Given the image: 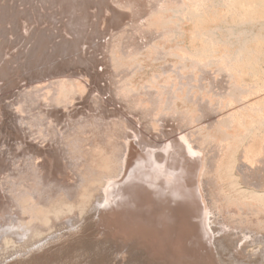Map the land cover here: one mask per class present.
Wrapping results in <instances>:
<instances>
[{
    "label": "rangeland",
    "instance_id": "374dc122",
    "mask_svg": "<svg viewBox=\"0 0 264 264\" xmlns=\"http://www.w3.org/2000/svg\"><path fill=\"white\" fill-rule=\"evenodd\" d=\"M167 6L0 0V264H264V204L219 177L264 191V16L218 5L202 61Z\"/></svg>",
    "mask_w": 264,
    "mask_h": 264
},
{
    "label": "bare ground",
    "instance_id": "6f19581e",
    "mask_svg": "<svg viewBox=\"0 0 264 264\" xmlns=\"http://www.w3.org/2000/svg\"><path fill=\"white\" fill-rule=\"evenodd\" d=\"M168 1V0H167ZM64 2V1H63ZM162 2V1H161ZM127 3V2H126ZM165 4V3H164ZM169 4V3H167ZM143 5V4H142ZM170 5V4H169ZM171 7L169 8L168 6L166 7L167 9L169 8V11L171 10L172 11V14H171V11H170V14L171 16L174 18H171V17H167L168 19L166 20V22H170V23H173V31L171 30V32L174 34H178V36L182 37V36H185L187 35V39L188 41L185 40L184 38V42L186 43L184 46L180 47V45H175V50H172V51H179V53H185V55H189V56H193L197 59H206V57H209V56H213L215 55V53L218 51L217 49L221 46L219 43L221 42V37L219 38V36H222L221 34H224L226 32V29L224 28L223 24L222 25H207V20H208V17H211L213 15H215L216 13V7L219 5L221 6H224L226 9L228 7L229 10H231V13H233L234 15H237V20L235 21V26L236 28L243 24L244 22L247 23V22H251L252 20H254L256 18V14L257 13H260L261 16L263 15L264 16V0H171ZM128 6V5H127ZM155 6V5H154ZM162 6V5H161ZM133 7V6H132ZM172 8V9H171ZM240 8H242L240 10ZM162 9V7L160 8ZM165 9V8H164ZM245 9V10H243ZM159 11V10H158ZM244 11V12H243ZM138 12V11H137ZM147 12V11H146ZM237 13V14H236ZM167 14H169L167 12ZM169 15H166V16H170ZM176 14H178V16L180 18H176L177 20L175 21V16ZM217 15V14H216ZM215 15V16H216ZM140 17V16H139ZM163 17V16H162ZM212 17V18H213ZM119 18V17H118ZM211 18V19H212ZM216 18V17H215ZM82 19V18H81ZM173 20V22H172ZM258 20V19H257ZM78 21V20H77ZM225 22V20L223 19L222 22ZM232 21V20H231ZM187 22H191L192 26H186V24L184 23H187ZM263 22V21H261ZM85 23V22H84ZM139 24V23H138ZM145 24V23H144ZM165 24V23H164ZM210 24V23H209ZM262 25V24H261ZM264 26V25H263ZM263 26H260L263 28ZM139 27V26H138ZM161 27V26H160ZM227 27V26H226ZM259 27V28H260ZM169 28V27H168ZM228 28V27H227ZM231 28V26H230ZM235 28V29H236ZM232 29V28H231ZM244 29V28H243ZM242 29V30H243ZM264 29V28H263ZM233 30V29H232ZM239 30V29H238ZM245 30V29H244ZM77 31V30H76ZM224 32V33H222ZM228 32V31H227ZM226 32V33H227ZM233 31H231L232 33ZM246 32V31H245ZM243 31H241V33L238 32V34L236 35V40L237 39L239 40V42H241V45L240 47H238V51L240 52L239 55H242L241 53H243L245 50L247 51V49L245 48V43H246V40L248 37H246V34ZM230 33V31H229ZM227 33V34H229ZM259 33V32H258ZM183 34V35H182ZM226 34V35H227ZM167 35V34H166ZM182 35V36H181ZM215 35H217L215 37ZM224 35V36H226ZM233 35V33H232ZM177 36V37H178ZM228 36V35H227ZM254 36V35H252ZM251 36V40L253 39ZM257 37V35H255ZM166 37V36H165ZM168 37V36H167ZM170 37V36H169ZM175 37V36H174ZM250 37V35H249ZM224 38V37H223ZM232 38L234 37H231V40ZM255 38V37H254ZM261 38V37H260ZM225 40V39H224ZM177 41V40H176ZM181 40H178L177 42H179ZM139 42V41H138ZM150 42V41H149ZM183 42V41H181ZM226 42V41H224ZM228 42V41H227ZM129 43V42H128ZM223 43V41H222ZM231 43V42H230ZM142 44V43H141ZM243 44V45H242ZM182 45V44H181ZM224 45V44H223ZM238 45V44H237ZM186 46V48H185ZM127 47V46H125ZM148 47V46H147ZM160 47V46H159ZM158 47V48H159ZM174 47V46H173ZM184 47V48H183ZM138 48V47H137ZM156 48V47H155ZM168 49V48H167ZM251 49V48H250ZM134 50V49H133ZM217 50V51H216ZM252 50V49H251ZM254 50V49H253ZM125 51V50H124ZM216 51V52H215ZM237 51V50H236ZM238 51H237V55H238ZM243 51V52H242ZM245 51V52H246ZM244 52V53H245ZM253 52V51H252ZM236 53V52H235ZM140 54V53H139ZM224 54V53H223ZM143 55V54H142ZM177 55V53H176ZM227 55V54H226ZM235 54V60H238V57ZM249 55V54H248ZM222 56V54H221ZM250 56V55H249ZM192 57L193 60H196ZM224 57V55H223ZM246 57V56H245ZM184 58V56H183ZM244 58V57H243ZM189 59V58H188ZM187 59V60H188ZM223 59V58H222ZM229 59V58H228ZM201 60H196V62H199ZM215 60V59H214ZM219 61V58L217 59L216 58V61ZM221 60V59H220ZM225 60V59H224ZM203 61V60H202ZM232 61V59H231ZM180 62V61H179ZM242 62V61H241ZM246 62V61H245ZM247 62H248V59H247ZM184 63V62H182ZM211 63V61H210ZM140 64V63H139ZM201 64V63H200ZM212 64V63H211ZM246 64V63H245ZM251 64V63H250ZM253 64V63H252ZM199 65V64H198ZM232 66V65H231ZM250 66V65H249ZM197 69V67H196ZM258 69V67H257ZM254 71V70H253ZM248 72V71H247ZM169 75V74H168ZM123 76V75H122ZM166 76V75H165ZM169 77V76H168ZM174 77V76H173ZM170 78V77H169ZM120 79V78H119ZM151 80V79H150ZM155 81V80H154ZM126 82V81H125ZM67 83V82H66ZM156 83V82H155ZM41 84V83H40ZM120 84V83H119ZM175 84V83H174ZM57 85V84H56ZM60 85V86H59ZM59 87H61L60 89H64L65 90V87L66 85H64V82L61 80L59 81ZM170 85V84H169ZM262 85V84H261ZM156 86V85H155ZM45 87V86H44ZM174 87V86H173ZM135 88V87H134ZM42 89V88H41ZM164 89V88H163ZM67 90V89H66ZM65 90V91H66ZM62 91V90H61ZM164 93V92H163ZM188 95V94H187ZM17 96V95H16ZM120 96V95H119ZM25 97V96H24ZM23 97V98H24ZM54 97V96H53ZM182 97V96H181ZM29 99V98H28ZM50 99V98H49ZM189 100V99H188ZM49 104V103H48ZM47 104V105H48ZM227 104V103H226ZM232 104V103H231ZM13 106V105H12ZM161 106V105H160ZM32 108V107H31ZM254 108V107H253ZM263 108V107H262ZM202 110V109H201ZM231 113V112H230ZM238 113V112H237ZM234 114V113H233ZM32 115V114H31ZM231 115V114H230ZM239 117V115H238ZM261 118H263L262 116H260ZM24 118V117H23ZM264 119V118H263ZM40 120V119H39ZM188 121V120H187ZM258 122V121H257ZM264 122V120H263ZM262 122V123H263ZM186 123V122H185ZM34 124V123H33ZM229 127V126H228ZM256 127V126H255ZM248 131V130H247ZM238 135V134H237ZM247 135V134H246ZM243 136V135H242ZM236 142V141H235ZM234 142V143H235ZM237 143L239 144V141H237ZM241 143V142H240ZM229 144V143H228ZM236 144V143H235ZM232 145V144H231ZM230 145V146H231ZM237 145V144H236ZM87 146V145H86ZM164 146V145H163ZM232 150V152L234 151V147L232 146L231 148H229ZM137 153V152H136ZM148 154V153H147ZM255 154V153H254ZM29 156V155H28ZM232 155H230L229 158H227V160L224 162V167L223 169L221 170V175L219 174V177L221 179H225V183L223 184L224 186L222 187L223 190H222V194H223V197L224 195L226 197H230L229 199H235L236 201L238 200V202H241L243 201L242 199H250L251 201H254V202H258V203H263L264 204V191H255V190H244V189H240V188H237V185L238 184H234V180L233 179L234 177L231 176L230 174V170H231V164H232ZM126 158V157H125ZM30 159V158H29ZM222 160V159H221ZM235 160V159H234ZM233 160V161H234ZM153 165V164H152ZM147 168V166H146ZM98 169V168H96ZM39 172V171H38ZM154 172V171H153ZM91 173V172H90ZM169 177V176H168ZM232 177V178H231ZM136 178V177H135ZM154 179V178H153ZM58 184V183H57ZM222 184V183H221ZM222 186V185H221ZM138 188V187H137ZM191 189V188H189ZM191 193V192H190ZM176 194V193H175ZM193 194V193H192ZM227 199V198H226ZM33 201V199H32ZM248 201V200H247ZM201 202V201H200ZM216 203V202H215ZM243 203V202H242ZM247 204V203H246ZM251 204V203H250ZM202 206V205H201ZM264 207V206H263ZM147 208V207H146ZM53 213V212H52ZM51 213V214H52ZM196 214V213H195ZM26 215V214H25ZM60 215V214H59ZM3 217V216H2ZM50 217V216H49ZM195 218V217H194ZM33 219V218H32ZM31 219V220H32ZM39 219V218H37ZM31 220H29L31 222ZM41 220V219H40ZM29 221L28 223H23L24 226H26V224H29ZM46 221V220H45ZM48 221V220H47ZM27 222V221H25ZM37 222V221H36ZM162 222V221H161ZM35 223V222H34ZM17 224V222H16ZM13 225V226H17V225ZM31 225V224H30ZM29 225V226H30ZM2 226V225H1ZM18 226L20 227V224L18 223ZM24 226L21 225V227L24 228ZM28 226V225H27ZM26 226V227H27ZM21 227L19 228V233H20V230H21ZM25 227V228H26ZM32 227V226H31ZM35 227V226H33ZM32 227V228H33ZM13 229L10 230V231H6L10 234H13L15 235V233L17 232V228L18 227H12ZM14 228H16L14 230ZM24 228V229H25ZM29 228V227H28ZM28 228H26V230H28ZM9 228H7L8 230ZM6 230V229H5ZM22 232H24L23 230H21ZM36 231V230H35ZM4 232V234L6 233ZM18 233V232H17ZM6 235V234H5ZM4 236V235H3ZM6 239H8L10 241V236L8 237V235L5 237ZM12 238V237H11ZM4 239L3 237V240H6ZM7 240L8 244H9V241ZM6 242V241H5ZM6 242V243H7ZM14 245V244H13Z\"/></svg>",
    "mask_w": 264,
    "mask_h": 264
}]
</instances>
